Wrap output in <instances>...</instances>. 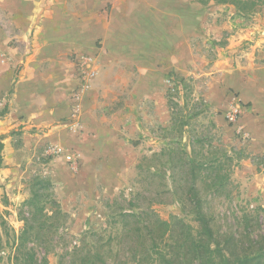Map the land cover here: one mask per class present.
<instances>
[{
    "label": "rangeland",
    "instance_id": "374dc122",
    "mask_svg": "<svg viewBox=\"0 0 264 264\" xmlns=\"http://www.w3.org/2000/svg\"><path fill=\"white\" fill-rule=\"evenodd\" d=\"M212 13L215 23L224 21L228 30L215 35L203 27L193 41L192 59L184 57L188 63L185 71L166 73V81L160 85L161 98H130L131 81H136L139 74L136 68L120 67L127 86L116 89L119 97L113 107L125 111L114 118L123 123L119 131L101 133L99 137L94 131L82 136V130L73 126L72 116V124L68 129L61 128L58 138L49 136L46 128L29 127L11 115L10 102L22 65L10 66L15 61L6 60L8 66L1 70L10 68L12 79L8 91L0 96V264H12L8 258L10 245L22 227L19 217L27 211L24 200L33 191L51 195L65 214L61 219L66 230L50 236L58 243L48 255V264H59L58 255L65 246L77 241L89 226L103 223L105 205L114 200L123 207L132 201L139 209L150 204L162 218L183 216L171 192L169 170L154 165L150 159L163 148L165 136L161 128L168 127L172 112L182 108L198 112L191 121L194 132L209 134L214 144L227 150L249 153L232 168L227 197L214 193L203 196V209L211 217L213 229L220 234L236 233L241 230L237 227L238 217L249 212L257 215L264 231V7L247 18L234 16L231 9L222 6H215ZM23 52L27 55L30 49ZM6 56L10 59L9 53ZM70 58L76 70L75 83L66 94L72 115L95 71L87 70L89 54L75 53ZM171 72L186 79V88H173ZM63 82L60 79L56 85L67 91L69 86ZM80 137V144L91 142L90 150L95 155L88 156L78 149ZM182 140L188 142V134ZM52 147L60 151L51 153ZM140 161L142 168L137 167ZM154 169L160 174H153ZM39 179L44 181L35 183ZM45 209H50L49 203ZM36 250L41 253L40 248Z\"/></svg>",
    "mask_w": 264,
    "mask_h": 264
},
{
    "label": "crops",
    "instance_id": "0c3cea01",
    "mask_svg": "<svg viewBox=\"0 0 264 264\" xmlns=\"http://www.w3.org/2000/svg\"><path fill=\"white\" fill-rule=\"evenodd\" d=\"M215 6L236 12L221 0H0V96L12 79V70L1 68L15 61L10 66H22L11 115L59 138L61 128L72 124L66 94L76 70L70 56L87 53V70L95 75L83 91L74 121L82 136L119 131L123 122L114 118L125 111L114 109L113 101L119 97L116 89L127 86L120 67L136 68L139 74L131 81L130 98H161L166 73L185 71L184 57L192 59L193 41L203 27L215 35L228 30L224 21L212 19ZM60 79L67 91L56 85ZM77 141L78 149L95 155L91 142L80 144L81 137Z\"/></svg>",
    "mask_w": 264,
    "mask_h": 264
},
{
    "label": "trees",
    "instance_id": "16d2710c",
    "mask_svg": "<svg viewBox=\"0 0 264 264\" xmlns=\"http://www.w3.org/2000/svg\"><path fill=\"white\" fill-rule=\"evenodd\" d=\"M221 1L234 6L235 14L242 18L264 7V0ZM169 79L174 89L187 86L186 79L177 73L171 72ZM197 114L183 108L172 112L171 124L161 128L165 136L163 148L150 157L154 165L169 170L171 192L183 216L162 218L150 204L139 209L132 201L123 207L114 200L105 205L103 223L89 226L77 241L65 246L58 255L59 264H264V231L257 215L242 213L237 219L241 230L220 234L203 209L205 194L229 195L226 188L232 168L249 153L227 150L214 144L209 134L194 132L190 126ZM185 134L188 142L182 140ZM2 148L0 141V162ZM142 166L140 161L137 167ZM155 172L160 174L158 169L152 173ZM47 203L49 210L45 209ZM24 204L27 211L19 217L22 227L10 245L8 258L12 264H48V255L58 243L50 236L66 230L61 219L65 214L51 195L38 191H33ZM1 259L0 255V262Z\"/></svg>",
    "mask_w": 264,
    "mask_h": 264
},
{
    "label": "built area",
    "instance_id": "2783aa9c",
    "mask_svg": "<svg viewBox=\"0 0 264 264\" xmlns=\"http://www.w3.org/2000/svg\"><path fill=\"white\" fill-rule=\"evenodd\" d=\"M78 108H75L74 107V109H73V113H72V118H73V126L75 127V128H78V124H77V122L76 121H74V119L76 118V113H77V110ZM232 119V118H231ZM49 151L51 152V153H57V152H59L60 151V149L59 148H54V147H52V148H50L49 149Z\"/></svg>",
    "mask_w": 264,
    "mask_h": 264
}]
</instances>
